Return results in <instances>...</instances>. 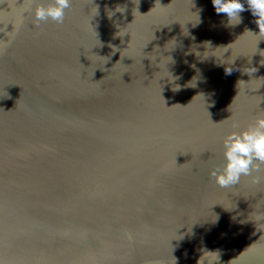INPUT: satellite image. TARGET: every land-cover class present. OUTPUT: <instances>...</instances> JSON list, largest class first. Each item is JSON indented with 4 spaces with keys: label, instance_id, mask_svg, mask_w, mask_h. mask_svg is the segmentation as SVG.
Returning <instances> with one entry per match:
<instances>
[{
    "label": "water",
    "instance_id": "1",
    "mask_svg": "<svg viewBox=\"0 0 264 264\" xmlns=\"http://www.w3.org/2000/svg\"><path fill=\"white\" fill-rule=\"evenodd\" d=\"M240 2L0 0V264H264V165L211 175L264 112Z\"/></svg>",
    "mask_w": 264,
    "mask_h": 264
},
{
    "label": "clouds",
    "instance_id": "2",
    "mask_svg": "<svg viewBox=\"0 0 264 264\" xmlns=\"http://www.w3.org/2000/svg\"><path fill=\"white\" fill-rule=\"evenodd\" d=\"M246 3L252 15L258 17L255 23L259 28V36H264V0H246ZM212 4L217 14L227 15L229 22L235 20L239 23L240 13L246 10L240 0H212ZM70 7L71 0H53V3L47 7L39 5L35 8L33 22L37 27L41 22L48 20L63 24L65 10ZM248 71L254 73L256 69L249 68ZM232 72V67H225L227 75H231ZM233 127L239 126L234 124ZM222 155V167L211 173L215 183L221 188L235 186L242 177L250 176L252 172L260 170L264 165V112L246 129L231 132L223 138Z\"/></svg>",
    "mask_w": 264,
    "mask_h": 264
}]
</instances>
